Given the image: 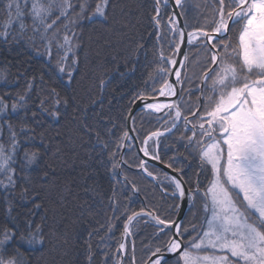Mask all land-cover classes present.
Segmentation results:
<instances>
[{
	"label": "snow or ice",
	"instance_id": "6c2138e0",
	"mask_svg": "<svg viewBox=\"0 0 264 264\" xmlns=\"http://www.w3.org/2000/svg\"><path fill=\"white\" fill-rule=\"evenodd\" d=\"M163 3L167 6L168 0ZM174 3L180 11L170 13L165 21L161 0H155L149 33V38L155 34L152 47L155 67L140 86L125 88L120 93L121 99L127 97L122 133L116 137L114 120L102 115L104 97L114 76L119 77L118 83L123 86L135 75L141 53L147 55L144 42L129 40L122 60L113 58L116 67L99 72L94 84L97 94L90 96L81 109L77 131L82 129L94 135L95 146L103 150L115 145L109 152L115 181L108 197L112 211L99 228L88 233V264H93L96 251L102 253L101 264H126V261L128 264H264V0H211L212 19L200 27L188 22L184 0ZM116 7L113 0H23V3L0 0V12L4 15L0 41H24L29 46L42 44L49 61L55 51L56 71L66 76L70 84L73 69L79 63L77 53L83 47L80 37L84 25H108ZM26 18H30V25L25 24ZM111 23L115 25L119 21L112 19ZM237 26L238 40L233 44L230 33ZM185 48L197 50L193 55L198 58L192 60ZM199 50L204 52L202 59ZM36 51L37 55L42 54L39 49ZM121 64L124 71H120ZM23 75L17 73L18 78ZM3 79L5 74L0 72V80ZM26 85L23 94L12 97L10 112L6 98L12 94L0 95V113L9 117L0 118V139L7 128L9 141L7 145L0 142V177H3L0 196L8 206L7 221L0 224V264H31L27 252L38 251L46 240L55 236L52 231L47 235L44 232L46 217L39 223L32 218L36 209L44 206L41 197L44 187L33 186L28 168L38 162L41 153L25 150L19 159L20 173L14 167L18 163L20 137L29 143L35 139L31 126L24 124L17 131L10 122L12 114L20 119L29 118L27 100L36 87L35 78L26 80ZM49 99L53 100L50 109L44 107ZM75 102L80 108V102ZM69 103V98H61L56 88H51L40 101L39 111L32 112L30 118L35 122L46 113L59 122L61 107ZM97 105L99 110L93 111L94 123L90 124L88 113ZM20 111H24L23 117ZM138 118L141 126L152 121L159 125L144 135L143 146L137 150L144 158L160 160L161 138L180 132L177 144H182L192 158L198 159L194 187H186L188 182L168 173L160 180L149 171L144 158L136 165L147 177L160 181L163 196L180 201L169 205V211L176 212L174 218L163 216L155 205L130 210L132 197L139 194V189L135 184L128 189L127 177L122 183L118 170L129 164L124 152L131 151L130 142L138 139L132 135ZM101 126L108 139L96 131ZM152 143L156 144L155 154ZM174 171L181 173L182 169ZM48 176L49 172L44 171L40 179L47 180ZM18 183L21 189L17 202L10 197H16ZM123 191H128L126 204L120 201ZM20 202L32 203L23 221L12 215L15 207L22 206ZM185 204L191 219L181 218ZM125 216L123 230L116 240L113 235L116 223ZM142 227L154 231L140 249L138 259L134 242L129 256L127 241L139 234ZM100 231L104 235L99 237L94 249L91 238Z\"/></svg>",
	"mask_w": 264,
	"mask_h": 264
},
{
	"label": "trees",
	"instance_id": "16d2710c",
	"mask_svg": "<svg viewBox=\"0 0 264 264\" xmlns=\"http://www.w3.org/2000/svg\"><path fill=\"white\" fill-rule=\"evenodd\" d=\"M113 2L117 7L110 17L108 25L100 23L84 25L80 37L83 47L77 53L79 63L73 69V78L70 84L67 83L66 76H61L56 71L57 55L55 51H53L51 61H49L42 44L37 43L35 46H29L24 41L19 43L0 41V72L5 74V79L0 80V95L12 94L6 98L9 112L12 97L17 93L23 94L27 86L26 80L34 77L36 84L27 100V116L29 118L20 119L15 114L10 117V122L17 131L24 124L34 129L32 134L35 139L32 142L24 141L23 137H20L21 147L17 157L18 163L14 167L20 173L19 159L25 150H39L41 153L38 162L28 168L33 186L40 187L43 185L44 187V191L41 193L44 206L36 209V215L32 218L39 223L42 217H46L45 234L47 235L50 231L55 233V236L50 240H46L43 247L38 251L27 252L31 264H88V247L86 243L89 239L88 233L99 228L105 222V218L111 215L112 210L108 206V197L112 194L115 181L111 172L109 152L112 151L115 145L111 144L107 150L95 146L96 139L94 135H89L82 129L77 131L79 118L83 114L81 111L83 104L87 103L90 96L97 94L94 84L99 72L102 69L116 67V60H122L129 40L144 42L147 55L141 53L140 63L135 75L128 79L123 86L118 83L119 77L114 76L112 84L109 85V90L104 97L102 115L114 120L116 137L122 133L124 126L123 106L127 102V97L121 99L120 93L125 88L131 89L133 86H140L143 79L155 67L152 52L155 34L152 33L151 38H149V33L152 29L151 16L154 14L156 7L155 0H113ZM21 3H23V0H21ZM184 5L188 22L193 27H200L211 21V0H184ZM89 11H91V8H89ZM169 14V5L165 6L163 0H161L162 18L166 21ZM112 19L119 21V23L113 25L111 23ZM24 22L25 24H31L30 18H26ZM3 23L4 15L0 12V26ZM109 28L112 30L109 31ZM2 30V27H0V31ZM27 34H31L30 30ZM230 35L233 44L237 43L238 26L237 30L230 33ZM9 41H11V37H9ZM36 49H39L42 54L37 55ZM186 51L189 52L192 60L198 58L196 55L192 57L194 49L186 48ZM198 56L202 59L204 56L203 50H199ZM114 57L116 60L113 59ZM191 70L193 69L190 68ZM120 71H124L122 64ZM18 72L25 73V75L18 78ZM14 81L17 82L12 83ZM51 88H56L61 98H69L70 103L66 107H61L62 114L59 122L53 121L46 113L39 115L34 122L30 118L31 114L39 111L40 101L48 96V91ZM129 94L131 93L129 92ZM72 97H75V101L80 102V108L77 107L75 101H71ZM109 100H111V105ZM52 103L53 100L49 99L44 107L50 109ZM98 110L99 105L94 110L89 111L88 123H94L93 111ZM24 115V111H20V117ZM0 118L9 119L8 116H4L2 113H0ZM107 126L111 127V125ZM158 126L155 121L145 122L141 126L138 118L137 128L134 132L135 136L138 137V143L141 145L144 135L148 131L155 130ZM96 131L100 133L102 138L108 139L102 126L97 127ZM41 134H43V143H41ZM179 135L180 132H175L171 136L161 138L158 155L161 157L160 161L165 165L171 163L172 169H182L180 174L183 180L188 182L186 183L188 187H194L197 180L198 159L192 158L189 151L182 144H177L176 138ZM7 137L8 132L5 128L0 142L7 145L9 143ZM130 143L132 144V150L124 152L125 158L129 159V164L122 165L120 171L118 170L122 183L124 177H127L128 189H131L132 184H135L139 189V194L132 197L133 202L130 210L137 211L142 206L152 207L155 205L159 207L163 216L174 218L176 212L174 209L170 212L169 205L178 203V200L173 201L168 196H163L160 181L148 178L147 174L137 169L136 165L141 157L137 153L134 142ZM173 157H175V160L171 159ZM147 166L149 171L155 170L160 177L165 173L151 164H147ZM44 171L49 172L47 180L40 179ZM0 179H3V177H0ZM201 179L203 180V177ZM20 189L21 183H18L15 190L16 197H10V199L18 202ZM117 189L119 190V186H117ZM0 192H2V189H0ZM127 197L128 191H123L120 196L122 204L128 203ZM20 203L22 206L15 207L12 215H18L23 221L25 213L32 207V203ZM198 204L199 202H197V206H199ZM7 207L3 197L0 196V224L7 221ZM46 209L47 211H45ZM124 219H126V216L116 223L113 233L116 240L120 238ZM153 231L154 229L151 227H142L139 234L130 239L128 238L129 256L134 242L136 256L139 259L140 249L148 242V238ZM103 235L104 231H100L92 236L91 243L94 249H96L99 237ZM115 246L114 241L112 243L113 249ZM101 259L102 253L96 251L93 256V264H101ZM126 264H128L127 261Z\"/></svg>",
	"mask_w": 264,
	"mask_h": 264
},
{
	"label": "water",
	"instance_id": "95a60500",
	"mask_svg": "<svg viewBox=\"0 0 264 264\" xmlns=\"http://www.w3.org/2000/svg\"><path fill=\"white\" fill-rule=\"evenodd\" d=\"M168 5H169V8H170V13L172 12H177L179 13V9H177L175 7V3H174V0H168ZM181 23H183V20L181 19ZM184 51H186V48L184 49ZM183 55V52L181 53V56ZM174 78V77H173ZM165 100L169 99V98H164ZM133 136H135L134 132L132 133ZM134 144H135V147H136V150H138V148L140 147L139 146V143L137 141V139L134 141ZM138 153V152H137ZM139 156L141 158H144L143 155L141 153H138ZM148 161V163L160 168L161 170H163L165 173H168L169 175H177L178 178H181L180 174L175 172L173 169L169 168L168 166H166L165 164H163L162 162H160L159 160H151L150 158H144ZM141 170V169H139ZM120 171V169H119ZM187 187V186H186ZM180 202V201H179ZM187 211V205L185 204V207L183 209V211L181 212V218L183 219L185 213ZM131 238V237H130Z\"/></svg>",
	"mask_w": 264,
	"mask_h": 264
},
{
	"label": "rangeland",
	"instance_id": "374dc122",
	"mask_svg": "<svg viewBox=\"0 0 264 264\" xmlns=\"http://www.w3.org/2000/svg\"><path fill=\"white\" fill-rule=\"evenodd\" d=\"M29 7H30V4H29ZM196 50L194 49V52H195ZM192 57H194V55L192 54ZM191 66V65H190ZM191 68V67H190ZM170 126V125H169ZM143 141V140H142ZM142 141H141V145L139 144V146L140 147H142L143 146V143H142ZM135 145V144H134ZM152 150H153V153L155 154V152H156V145H155V143H152ZM160 161V160H159ZM161 162V161H160ZM163 163V162H162ZM148 164H150V163H148ZM164 164V163H163ZM152 165V164H151ZM167 166V165H166ZM169 168H171V167H169ZM137 169L139 170V168L137 167ZM172 169V168H171ZM174 170V169H173ZM139 171H141V172H143V170L141 169V170H139ZM152 172H153V175L154 176H157V177H159L160 178V180H163V176H158L159 174L157 173V172H155V170H152ZM144 173V172H143ZM144 174H146V173H144ZM180 174V173H179ZM180 176H181V174H180ZM148 178H150V177H148ZM181 178H182V176H181ZM150 179H152V178H150ZM183 179V178H182ZM153 180V179H152ZM155 181V180H154ZM206 183V182H205ZM186 186H187V184H186ZM188 187V186H187ZM201 187H203V185L201 186ZM170 192H171V189H169V195H170ZM178 203H179V201H178ZM199 205V204H198ZM185 215H187V217L189 218V219H191V216H190V214H188V209H187V211H186V213H185ZM185 215H184V217L183 218H185ZM131 250H132V247H131Z\"/></svg>",
	"mask_w": 264,
	"mask_h": 264
},
{
	"label": "flooded vegetation",
	"instance_id": "af4514ba",
	"mask_svg": "<svg viewBox=\"0 0 264 264\" xmlns=\"http://www.w3.org/2000/svg\"><path fill=\"white\" fill-rule=\"evenodd\" d=\"M198 164V163H197Z\"/></svg>",
	"mask_w": 264,
	"mask_h": 264
}]
</instances>
